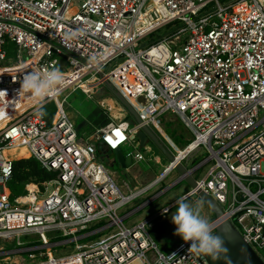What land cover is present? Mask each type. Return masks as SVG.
<instances>
[{"label": "built area", "instance_id": "obj_1", "mask_svg": "<svg viewBox=\"0 0 264 264\" xmlns=\"http://www.w3.org/2000/svg\"><path fill=\"white\" fill-rule=\"evenodd\" d=\"M175 23L168 36L139 47L148 34ZM92 56L98 63L89 62ZM51 68L65 79L43 103L56 106L49 122L19 89L26 73ZM107 82L142 123L111 118L79 136L66 111L67 96H60L77 88L92 96ZM169 115L193 137L182 148L163 141L175 159L139 187L130 169L160 157L147 143V158L136 133L145 124L162 140L159 124ZM131 143L127 170L135 184L120 174L126 193L99 150ZM16 147H26L56 176L11 197L13 162L22 157L6 151ZM203 151L206 156L190 171L194 177L208 168L183 197L197 189L212 196L223 210L210 221L212 233L229 220L264 261V0H0V264H210L205 254L189 250L191 241L160 251L148 231L151 218L124 223L148 202L119 213ZM181 180L179 175L154 198ZM50 184L55 187L47 192ZM105 231L99 242L78 243ZM71 242L75 252L52 254L51 248Z\"/></svg>", "mask_w": 264, "mask_h": 264}, {"label": "rangeland", "instance_id": "obj_2", "mask_svg": "<svg viewBox=\"0 0 264 264\" xmlns=\"http://www.w3.org/2000/svg\"><path fill=\"white\" fill-rule=\"evenodd\" d=\"M222 3H225L230 0H220ZM216 3H212L209 5L208 9H210L213 5ZM178 24H168L165 25L158 30H155L148 34L144 39H142L139 43V47H147L151 44L156 43L162 38H165L170 33H172ZM74 90H67L63 96H69L67 98L66 102V111L70 115V117L78 124L82 119L84 118V114L80 112L81 108H78V106H75L72 104L70 95L72 94ZM90 99V102L88 103L87 110H92L96 113L95 119H91V121L87 120V124L78 130V135L82 136L84 133H91L93 130H95L96 126L98 127L100 124L97 123L98 120H107L111 117L113 118H124L127 121H132L133 117L132 115L124 109L123 105L119 103L116 100V97L112 94V92L109 90L107 86L100 87L91 97H88ZM109 98H112L117 103V108L111 109V111H107L108 104L104 100H108ZM105 106V107H104ZM107 106V107H106ZM47 112H51L54 110V107L49 104L47 108H45ZM119 114H123V116H120ZM108 119V120H109ZM100 122V123H101ZM103 124V123H101ZM163 135L162 141H164L167 145L170 147V143L177 145L179 148L184 147L189 140L192 139L193 134L188 130L184 123L176 116H167L166 118H163L159 124V131ZM152 144V143H151ZM153 149L155 150V154H157L160 157V162L148 165L149 171L145 174V179L142 178V182L139 184L140 186H145L149 182H151L154 178H156L163 167L168 163V160L165 159L161 153L158 151V149L152 144ZM134 148V143H131L129 146H123L122 150L126 154L128 150ZM178 148V149H179ZM141 152H143L146 157L148 158L149 155L146 153L145 148L140 147L138 148ZM206 156V151H203L200 153H195L192 156H190L187 160L184 161V164L190 169L193 166H195L199 161L202 160ZM153 158V157H152ZM113 170L121 174V168L117 163L113 164V167H111ZM208 165L205 166V168H200V171L194 174L195 178H200L203 176L204 172L207 170ZM135 172H139L140 174L143 172H146V169L144 168H135ZM122 175V174H121ZM179 172L177 170L172 171L164 180L158 182L156 185L151 187L148 191L144 192L142 195L138 196L136 199L128 203L126 206L120 209L119 213L120 215L124 216L128 211L132 210L133 208L140 207L141 205H144L139 211L134 213L133 215L128 216L124 219V223L127 225H133L134 223H137L139 221H142L147 218H151L152 225L148 226V231L154 240V242L157 244L158 249L162 252H167L175 248L178 244L183 242V238L176 233V225L172 221V215L176 211V201L183 196L184 193L188 192L192 187L186 180L179 181L176 185L170 187L165 193L162 195L156 197L159 193H161L165 188L171 186V184L179 179ZM133 186V185H131ZM55 187V184H50L49 189L47 192H50ZM43 189V188H42ZM43 191V190H42ZM46 192H41L39 194V197L42 198ZM154 198V200H152ZM152 200L151 202H149ZM187 201L193 203L195 205V202L199 200L196 195H193L186 199ZM200 201V200H199ZM201 202V201H200ZM201 215L208 218L209 221H212L214 218V215L210 212V210L201 202ZM166 206H172L170 212L160 214L162 212L163 208ZM96 226H94L95 228ZM111 232V231H110ZM108 231L95 234L87 239L80 240L78 243H86L87 241L89 243H96L99 242L101 239H105L107 237ZM52 254L54 256H62L69 253H73L76 251L75 243L71 242L68 243L65 247L57 246L51 248ZM25 257L28 258V254H25Z\"/></svg>", "mask_w": 264, "mask_h": 264}, {"label": "water", "instance_id": "obj_3", "mask_svg": "<svg viewBox=\"0 0 264 264\" xmlns=\"http://www.w3.org/2000/svg\"><path fill=\"white\" fill-rule=\"evenodd\" d=\"M105 86L109 88L112 94L116 97V100L132 115L133 120L139 124L142 123L138 112L128 100L120 92L115 90L109 82L105 83ZM86 124L87 120L83 119L77 124V130H80ZM136 138L139 140L141 147H144L147 143H152L165 159L168 161H173L175 159L165 143L147 125L143 124L141 126L136 133ZM99 154L103 160L111 162V167H113L114 163H117L121 168V174L127 178L132 185L135 184L127 170L133 163L131 155H126L121 148L115 150L110 148L100 149ZM176 170L184 177V180H186L192 188H196V181L192 176L190 169L185 168L183 164L179 163L176 166ZM196 196L210 210L214 217H218L223 213L219 204L205 191L197 189ZM213 234L219 236L224 241V248L227 249V252L220 253L219 257L215 260H213L211 256L206 255L210 264H228V260L231 261V264H264L261 257L244 240L240 232L229 220L219 223ZM225 256L228 257V260L224 259Z\"/></svg>", "mask_w": 264, "mask_h": 264}, {"label": "clouds", "instance_id": "obj_4", "mask_svg": "<svg viewBox=\"0 0 264 264\" xmlns=\"http://www.w3.org/2000/svg\"><path fill=\"white\" fill-rule=\"evenodd\" d=\"M90 63H98L95 56L90 57ZM64 76L58 68H51L44 72H30L23 76L19 91L31 95L36 104L35 113L43 116V103L52 97L63 87ZM176 211L172 215V221L177 226L176 233L184 241H191L189 250L197 253L209 255L213 260L217 259L222 252H227L224 248V241L211 230V222L201 215V202L197 200L195 205L180 197L176 201ZM167 211V209H164ZM228 260V257H224ZM228 264L231 261L228 260Z\"/></svg>", "mask_w": 264, "mask_h": 264}, {"label": "trees", "instance_id": "obj_5", "mask_svg": "<svg viewBox=\"0 0 264 264\" xmlns=\"http://www.w3.org/2000/svg\"><path fill=\"white\" fill-rule=\"evenodd\" d=\"M70 98L72 104L81 108L80 112L84 114L83 116L85 119H88L89 121H91V119H95L96 113L92 110H87L88 103L90 102L88 96L80 90H77L70 95ZM49 104L54 107V110L50 113L44 110ZM43 110L45 113L43 116L51 122L56 110L54 102H49L46 106H44ZM108 119L103 120L102 122L101 120H98L97 123L104 124L108 121ZM18 154L20 153L18 152ZM29 156L30 154L25 157L15 159L13 162L14 173L11 181L8 183L11 197L25 195L27 193V190L25 189L27 184L34 183L42 186L44 182H47L56 176V173L46 170L39 160ZM11 157L16 158L20 156L12 155Z\"/></svg>", "mask_w": 264, "mask_h": 264}, {"label": "bare ground", "instance_id": "obj_6", "mask_svg": "<svg viewBox=\"0 0 264 264\" xmlns=\"http://www.w3.org/2000/svg\"><path fill=\"white\" fill-rule=\"evenodd\" d=\"M77 90H80L81 92H83L86 96H88V97H91V94L89 93V92H87L86 90H84V89H82V88H77V89H75L73 92H75V91H77ZM72 92V93H73ZM69 97V96H68ZM67 97V98H68ZM66 101H67V99H66ZM107 104H108V106H110V109H113V108H117V103H116V101H114L112 98H109L108 100H104ZM134 104H136L137 106H138V104H137V102H134ZM120 116H123V114H119ZM111 118H113V117H111ZM110 118V119H111ZM117 118H119V117H117ZM110 119L106 122V123H104V124H100L99 126H104V125H106L109 121H110ZM98 126V127H99ZM18 152L20 153V154H22V155H24V156H22V155H20V154H18ZM6 153H9L11 156L12 155H18V156H20V157H25V156H27V155H29L30 153L28 152V150L26 149V147H16V148H13V149H10V150H7L6 151ZM141 164H143V162H140V163H138V164H136V165H134L131 169H130V171L133 173V175L135 176V177H137V173L140 175V173L139 172H135L134 170V168H139L140 167V165ZM147 171V170H146ZM145 173V172H144ZM115 175H116V180H117V182H118V184L121 186V188L124 190V192H129V189H128V187L124 184V182H123V180H122V177L120 176V174H118L117 172H115ZM138 180V179H137ZM139 182V181H138ZM141 183V182H140ZM35 188V186L34 185H29L28 186V189H30V190H33ZM39 204H41V202H39ZM135 263H138V261H136Z\"/></svg>", "mask_w": 264, "mask_h": 264}, {"label": "crops", "instance_id": "obj_7", "mask_svg": "<svg viewBox=\"0 0 264 264\" xmlns=\"http://www.w3.org/2000/svg\"><path fill=\"white\" fill-rule=\"evenodd\" d=\"M140 167L141 168H144V169H146L147 171L144 173H141L140 175L137 173V179H138V181L139 182H142V178H143V176H145V174L149 171V168H148V166L147 165H145L144 163L143 164H141L140 165ZM135 169V168H134ZM139 172H141V171H139ZM118 173V172H117ZM132 173V172H131ZM119 174V173H118ZM133 174V173H132ZM134 176V175H133ZM135 177V176H134ZM145 220V219H144ZM144 220H142V221H144ZM142 221H139V222H142ZM139 222H137V223H139ZM135 224V223H134Z\"/></svg>", "mask_w": 264, "mask_h": 264}]
</instances>
